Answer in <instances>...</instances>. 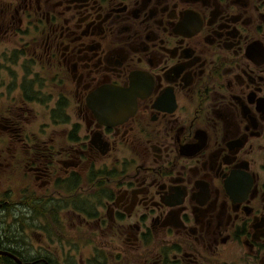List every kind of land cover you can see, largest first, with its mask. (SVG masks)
<instances>
[{
  "label": "flooded vegetation",
  "instance_id": "flooded-vegetation-1",
  "mask_svg": "<svg viewBox=\"0 0 264 264\" xmlns=\"http://www.w3.org/2000/svg\"><path fill=\"white\" fill-rule=\"evenodd\" d=\"M2 1L0 260L264 264V0Z\"/></svg>",
  "mask_w": 264,
  "mask_h": 264
},
{
  "label": "rangeland",
  "instance_id": "rangeland-1",
  "mask_svg": "<svg viewBox=\"0 0 264 264\" xmlns=\"http://www.w3.org/2000/svg\"><path fill=\"white\" fill-rule=\"evenodd\" d=\"M2 3H3V1L0 0V9H2ZM0 50H1V47H0Z\"/></svg>",
  "mask_w": 264,
  "mask_h": 264
},
{
  "label": "water",
  "instance_id": "water-1",
  "mask_svg": "<svg viewBox=\"0 0 264 264\" xmlns=\"http://www.w3.org/2000/svg\"><path fill=\"white\" fill-rule=\"evenodd\" d=\"M1 254H3V255H8V256H10L11 257V255H9V254H7V253H1ZM18 263H20L18 260H16Z\"/></svg>",
  "mask_w": 264,
  "mask_h": 264
},
{
  "label": "trees",
  "instance_id": "trees-1",
  "mask_svg": "<svg viewBox=\"0 0 264 264\" xmlns=\"http://www.w3.org/2000/svg\"><path fill=\"white\" fill-rule=\"evenodd\" d=\"M0 264H5L2 260H0Z\"/></svg>",
  "mask_w": 264,
  "mask_h": 264
}]
</instances>
